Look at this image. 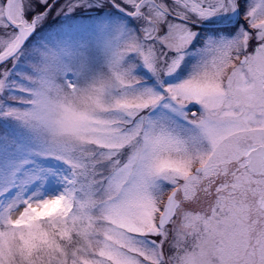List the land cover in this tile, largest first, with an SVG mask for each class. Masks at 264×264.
Segmentation results:
<instances>
[{
	"label": "snow or ice",
	"instance_id": "obj_1",
	"mask_svg": "<svg viewBox=\"0 0 264 264\" xmlns=\"http://www.w3.org/2000/svg\"><path fill=\"white\" fill-rule=\"evenodd\" d=\"M0 264H264V0H0Z\"/></svg>",
	"mask_w": 264,
	"mask_h": 264
}]
</instances>
